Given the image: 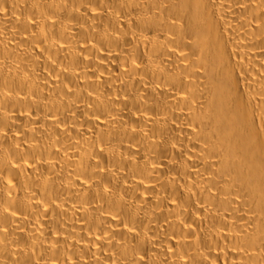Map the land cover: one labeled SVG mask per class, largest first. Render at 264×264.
I'll return each instance as SVG.
<instances>
[{
  "label": "bare ground",
  "instance_id": "1",
  "mask_svg": "<svg viewBox=\"0 0 264 264\" xmlns=\"http://www.w3.org/2000/svg\"><path fill=\"white\" fill-rule=\"evenodd\" d=\"M0 264H264V0H0Z\"/></svg>",
  "mask_w": 264,
  "mask_h": 264
}]
</instances>
